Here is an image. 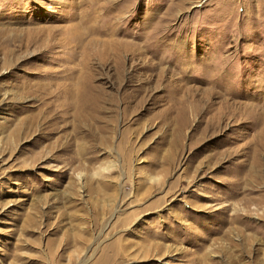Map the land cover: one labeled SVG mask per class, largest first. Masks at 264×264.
I'll list each match as a JSON object with an SVG mask.
<instances>
[{"label": "rangeland", "instance_id": "1", "mask_svg": "<svg viewBox=\"0 0 264 264\" xmlns=\"http://www.w3.org/2000/svg\"><path fill=\"white\" fill-rule=\"evenodd\" d=\"M0 264H264V0H0Z\"/></svg>", "mask_w": 264, "mask_h": 264}]
</instances>
